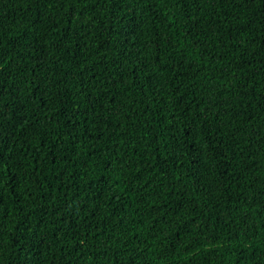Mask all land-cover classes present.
Returning <instances> with one entry per match:
<instances>
[{
  "label": "trees",
  "instance_id": "obj_1",
  "mask_svg": "<svg viewBox=\"0 0 264 264\" xmlns=\"http://www.w3.org/2000/svg\"><path fill=\"white\" fill-rule=\"evenodd\" d=\"M0 264H264V0H0Z\"/></svg>",
  "mask_w": 264,
  "mask_h": 264
}]
</instances>
